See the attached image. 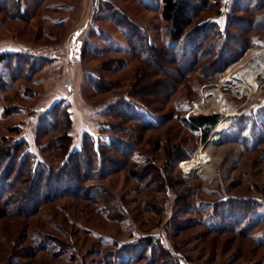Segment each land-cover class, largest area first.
Wrapping results in <instances>:
<instances>
[{
	"label": "rangeland",
	"instance_id": "374dc122",
	"mask_svg": "<svg viewBox=\"0 0 264 264\" xmlns=\"http://www.w3.org/2000/svg\"><path fill=\"white\" fill-rule=\"evenodd\" d=\"M17 1L10 0L12 5ZM74 1L38 0L36 3V0H19L21 7L18 10L16 7L12 8V13L0 10V54L9 52L3 49L7 47L2 42L14 40L24 43L25 48L20 52L28 56L22 79L13 81L8 76V82L12 83L6 90L0 91V146L10 144L5 141V136L10 142L13 138L24 136L31 143L30 150L40 160L58 167L63 158L61 152L41 153V148L47 144L38 146L35 143L39 113L50 106L51 101H54L51 106L58 100L63 101L62 107L70 112V134L75 145L81 142L85 131L98 137L103 121L111 120L116 126L122 125L125 119L107 118L101 114L102 110L118 98L141 90L146 92L142 95L145 101H157L153 107L161 110L159 115L165 120L164 124L158 129H144L135 121L125 123L134 135H141L139 149L151 156L156 167L164 168L169 177L168 183L158 177V168L143 169V164L139 166L132 161L109 178L88 181L87 185L108 186L114 199L122 201L125 212L120 219L106 218L97 212L93 201L71 195L41 203L28 216H7V210L11 208L0 201V264H108L106 254L113 252L117 256L112 264H119L120 256L125 254L124 258L130 256L133 264H146L149 258L137 255L147 236L160 238L177 254L179 264H264V143L260 149L247 150L238 143L216 142L224 130L225 133H232L239 131L241 126L247 127L245 134L249 136V133H253L250 126L252 120L259 117L257 125L264 120V73L255 76L252 89L238 82V91L234 92L231 86H223L220 82L233 63L210 77H202L196 72L185 77L171 58L142 61L127 46L121 27L110 15L114 10L116 17L125 25L130 21L136 23L147 34L154 48L162 47L170 42L171 30L170 23L162 17V0H101L106 5L103 11L95 15L92 14L91 1L89 19L101 23L110 35L104 33L105 36H97V52L92 51L96 55L89 53L84 58L85 70H89L91 75H87L82 98H77L78 101L72 104L70 96L60 99L58 94L63 93L72 80L70 73L75 68L74 58L53 59L44 65L33 66L38 57L26 49L69 44L71 52L70 36L66 35L75 27L77 19H69L72 15L68 8L57 11L56 4H71ZM215 1L217 3L209 11L197 12L199 16L191 29L206 18H212L222 31L225 29L234 0L212 2ZM198 2L193 0L194 4ZM21 11L25 14L20 15ZM239 16L245 20L240 22L245 28L248 27L247 20L256 17L244 11ZM61 20L62 23L57 24ZM233 30L234 34L242 40L246 38L248 42L251 36L258 34L239 28ZM259 33L264 36V32ZM233 44L237 46L236 51L242 49V42L234 41ZM110 45L116 46L115 49L106 48ZM135 49L147 50L141 40L136 41ZM190 49L191 45L185 44L180 52L189 53ZM252 50L264 51V40L257 45L250 43L234 63L246 58ZM183 64L187 65L186 62ZM61 65L65 68H59ZM3 69L1 63L0 71ZM144 69L150 75L153 72L151 77L160 82L154 88L145 87L149 76L143 74ZM163 70L166 75L154 74V71L159 73ZM94 79L99 80L97 84L101 89L110 84L114 88L97 92ZM219 100L228 101L224 110L217 108ZM178 105L186 109L185 117L199 114L220 116L218 125L206 141L173 118V113H178L174 112ZM4 106L9 108L11 114L1 119ZM148 117L153 119L152 116ZM14 126H18V129L11 131L10 128ZM175 131H178L177 135L171 139L184 142L176 148L177 151L169 153L168 149H160L156 145L158 140L167 141L168 134L172 136ZM262 131V128L257 129L254 134L259 135ZM58 134H49L43 139L45 143H53ZM188 148L193 151L188 152ZM114 157L128 163V159L121 154H114L111 158ZM193 162L198 163L196 168L190 166ZM109 166L116 167L114 164ZM79 173V170H73L71 176H79ZM161 179L164 181L162 186ZM71 182L75 183V180ZM4 183L0 179V186H4ZM230 199L235 200L236 204L243 199L262 204L257 209L261 223L250 236L245 231H215L206 225L205 218H211L213 214L210 205L216 203L215 207H221L224 214L228 211L224 201ZM22 204L31 206L33 203L26 201ZM247 208V205L239 203L229 210L239 216ZM198 209L202 211L201 214L196 212ZM41 236L46 238V242L40 241Z\"/></svg>",
	"mask_w": 264,
	"mask_h": 264
},
{
	"label": "trees",
	"instance_id": "16d2710c",
	"mask_svg": "<svg viewBox=\"0 0 264 264\" xmlns=\"http://www.w3.org/2000/svg\"><path fill=\"white\" fill-rule=\"evenodd\" d=\"M212 1L199 0L198 4H194L193 0H162V17L171 26L170 42L156 48L153 47L154 44H150L147 34L142 31L139 25L132 21L128 22V25H125L120 18L116 17V11L114 10L110 17L121 27L127 46L131 47L133 54L137 58H141L142 61L144 59L145 62L151 58H159L161 61L171 58L172 62L178 65V69L185 77L186 74L191 72H196L202 77H210L217 70L226 67L227 64L234 63L243 50L249 47L250 43L257 45L260 41L264 40V36L259 33L264 32V0H234L232 8L227 15V25L223 31L212 18H206L198 22L197 26L191 29L199 16L198 11H209L215 6L217 2ZM144 4L149 6L145 2ZM20 5L19 0L15 5H12L10 0H0V10L3 11L11 12L12 8L14 9L15 7L18 10ZM105 5L102 3L101 11H103ZM243 11L256 16L254 20H247V28L244 25H240V22L245 21L239 16V13ZM22 14L24 15L25 12L21 11L20 15ZM234 28L245 29L258 34L251 36L249 43L246 38L242 40L240 36L234 34ZM137 40H141L147 50L143 49L140 51L135 49ZM234 41L238 43L242 42L241 50L236 51L237 46L233 44ZM185 44L191 45L189 53L180 52ZM114 47L116 46L110 45L106 48L113 50L115 49ZM27 57L26 54L20 51L2 52L0 54V64L3 63L4 68L0 71L1 92L6 90L10 83H12L8 82V76H11L13 81L22 79L24 66L28 61ZM52 60L48 58H36L32 65H44L46 62ZM181 61L186 62L187 65L184 66ZM145 70L143 74L149 76L145 87H153L160 83L151 77L153 76V72L150 75ZM154 74L166 75L164 70L159 73L154 71ZM151 80L154 82L151 83ZM97 82L99 80L94 79L97 92H107L114 88L110 84L108 87L101 89ZM1 92L0 100H2ZM144 92L140 90L139 93H128V95L118 98L102 110L101 114L107 118L115 120L119 118L125 119L126 121L122 120V125L116 126L117 124L111 120L103 121L98 137L90 131H85L80 138L81 142L75 145H73V136L70 134L71 115L68 110L62 107L64 102L57 101L52 106L42 110L38 116L39 122L35 143L38 146L47 144L41 148V153L57 150L61 152L63 158L58 167L40 160L38 155L30 150V147L32 148L31 143L24 136L13 138L11 142L5 136V141L10 144L0 146V179L5 182L4 186H0V201L11 208L10 211L7 210L6 214L9 213L7 216H28L41 203L44 204L71 195L93 201L96 204L97 212L106 218H122L125 212L122 207L123 203L121 200L114 199L115 197L108 186L99 184L87 185L86 183L88 181L109 178L118 170L125 169L126 165L129 166L131 161L139 166L143 164L145 167L143 169L149 170L153 168V170H156L158 168L152 163L151 156L139 149L138 143L142 139L141 135H134V132L132 133L129 130L127 124L129 121H135L144 129H158L164 124L165 120L159 115V111L161 110L153 107V103L157 101H145L142 98V95L146 93ZM20 109L18 108V110ZM175 111L178 113L176 115L173 113V118L194 135H201L204 141L208 139L215 126L218 125L220 117L218 114H199L185 117L184 111L186 109L180 108L179 105ZM10 114L9 108L4 106L1 112V119L6 118ZM148 116H152L154 120ZM241 119L243 120L244 117ZM257 119L259 117H255L251 122L250 126L253 133H249V136L245 134L247 127L241 126L239 131L236 130L232 133H225L226 130H224L216 142L227 141L238 143L247 150L260 149L264 143V120H260L257 125ZM260 128L263 131L259 135H255V131ZM17 129L18 126L10 128L11 131ZM177 132L175 131L172 136L168 134L167 141L165 142L158 140L156 145L160 149H168L169 153L176 150V148L178 149L184 142L171 139L173 136L174 138L176 137ZM56 133L59 134L56 135L53 143H45L44 136L49 134L52 136ZM188 149V152L193 151L190 148ZM111 152L113 154H109ZM119 153L128 159V163H123L115 157L111 158L114 154L120 155ZM109 164H114L116 167L111 168ZM76 169L80 171L79 176H71V172L73 170L76 171ZM148 170L146 173H148ZM158 173V177L164 179L165 183H168L169 177L165 174L164 168H158ZM72 179L75 180V183L71 182ZM162 179L160 180V186L164 185ZM57 185H62V187ZM232 200L224 201V206L228 207V211L226 210L224 214L221 212V207H215L216 203L210 205V208L213 207V214L210 216L211 218H205L206 225L215 231L226 229L237 232L240 230V232L245 231L246 235L250 236V233L261 223L257 209L261 208L262 204L252 199H243L237 204L234 203L235 200ZM26 201H32L35 205H23L22 203ZM239 203L247 205L248 208L245 213L236 216L229 209ZM196 212L201 214L202 211L198 209ZM207 219H212V221ZM144 238L145 242L138 249L137 256L149 258L146 264H168V262L179 264L177 254L164 244L160 238L155 236ZM42 240L46 242V238L41 236L40 241L42 242ZM125 255L120 256L119 264H133L134 262L130 261V256L124 258ZM115 256H117L116 252L109 255L106 254V262L112 264Z\"/></svg>",
	"mask_w": 264,
	"mask_h": 264
},
{
	"label": "crops",
	"instance_id": "0c3cea01",
	"mask_svg": "<svg viewBox=\"0 0 264 264\" xmlns=\"http://www.w3.org/2000/svg\"><path fill=\"white\" fill-rule=\"evenodd\" d=\"M64 5H62V3L56 4V10L65 11V9L68 8L72 15L71 18L69 17V19H77L75 27H73V29H71L70 32L66 35L70 36L68 39L70 40L71 44V57L74 58L75 68L70 73V76H72V80L67 85V89L63 91V93H59L58 97L60 99H63L66 96H70L72 99L71 102L72 104H74V101H78L77 98H82L83 88L86 84L87 75H91L89 70H85L87 68L85 67L86 65H84V58L88 56L89 53L90 55H96V53L93 52H97L96 47L98 46L95 45L97 36H105L104 33H108V31L106 32L101 23H96L95 20L89 19L88 14L90 10L91 0H75L71 4L67 3ZM61 18L62 17H60V19ZM60 23H62V20L57 22V24ZM2 43L7 47L3 49H6L9 52L21 51L25 48V46L23 45L24 43L20 41L4 40ZM59 68L64 69L65 66L61 65ZM90 78L93 77L90 76ZM53 102L54 101H51L49 105L51 106ZM75 119L78 120L79 118L76 116Z\"/></svg>",
	"mask_w": 264,
	"mask_h": 264
},
{
	"label": "bare ground",
	"instance_id": "6f19581e",
	"mask_svg": "<svg viewBox=\"0 0 264 264\" xmlns=\"http://www.w3.org/2000/svg\"><path fill=\"white\" fill-rule=\"evenodd\" d=\"M264 73V51L252 50L251 53L240 60L233 63L228 71L222 76L220 80L223 86H231L234 92H237L238 82L242 83L245 87L252 89L255 76H259ZM217 105L218 109L224 110L228 104L227 100H219ZM232 104V103H231ZM194 168L198 163L193 162L190 164Z\"/></svg>",
	"mask_w": 264,
	"mask_h": 264
},
{
	"label": "built area",
	"instance_id": "2783aa9c",
	"mask_svg": "<svg viewBox=\"0 0 264 264\" xmlns=\"http://www.w3.org/2000/svg\"><path fill=\"white\" fill-rule=\"evenodd\" d=\"M91 1H92V14L93 15L99 14L102 10L101 0H91ZM26 51L28 53H30L31 55H34L38 58H48V59H64V58H66L67 60H68V58L69 59L71 58L70 57L71 52H70L69 44L57 45V46L48 45V46L30 47V48H27ZM216 129H215V131H216ZM180 165H181V162H180Z\"/></svg>",
	"mask_w": 264,
	"mask_h": 264
}]
</instances>
